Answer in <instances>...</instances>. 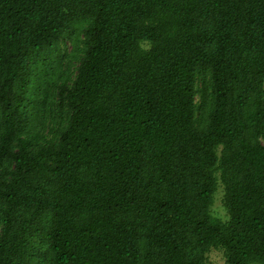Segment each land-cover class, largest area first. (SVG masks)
Segmentation results:
<instances>
[{
  "label": "trees",
  "instance_id": "trees-1",
  "mask_svg": "<svg viewBox=\"0 0 264 264\" xmlns=\"http://www.w3.org/2000/svg\"><path fill=\"white\" fill-rule=\"evenodd\" d=\"M213 250L264 264V0H0V264Z\"/></svg>",
  "mask_w": 264,
  "mask_h": 264
},
{
  "label": "rangeland",
  "instance_id": "rangeland-1",
  "mask_svg": "<svg viewBox=\"0 0 264 264\" xmlns=\"http://www.w3.org/2000/svg\"><path fill=\"white\" fill-rule=\"evenodd\" d=\"M62 47L64 49L63 53L70 52L72 49V45L70 41H66V43ZM144 48L148 49L149 48L148 44H144ZM197 100H199L198 97ZM34 124L37 125L36 122ZM222 199H223V189L220 187L214 197V205L211 209V212L214 217L219 218L223 221H228L229 217L223 207ZM208 264H227V263L221 251L213 250L208 255Z\"/></svg>",
  "mask_w": 264,
  "mask_h": 264
}]
</instances>
